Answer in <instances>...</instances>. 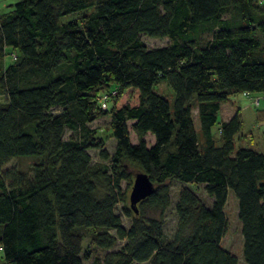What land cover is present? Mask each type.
Here are the masks:
<instances>
[{
	"label": "trees",
	"instance_id": "trees-1",
	"mask_svg": "<svg viewBox=\"0 0 264 264\" xmlns=\"http://www.w3.org/2000/svg\"><path fill=\"white\" fill-rule=\"evenodd\" d=\"M143 35L168 42L148 47ZM158 82L170 88L171 101L155 89ZM103 93L106 109L98 101ZM235 93L264 94V0L7 4L0 12V168L19 156L36 161L29 177L0 171L2 262L238 264L221 246L231 192L243 261L264 264V152L235 145L238 110L219 119L221 104ZM105 115L112 153L89 125ZM90 149L99 161L92 162ZM134 171L153 184L137 213L121 188L132 186ZM172 181L182 184L167 238L163 215ZM190 184H202L210 201ZM118 241L123 245L112 249Z\"/></svg>",
	"mask_w": 264,
	"mask_h": 264
},
{
	"label": "rangeland",
	"instance_id": "rangeland-1",
	"mask_svg": "<svg viewBox=\"0 0 264 264\" xmlns=\"http://www.w3.org/2000/svg\"><path fill=\"white\" fill-rule=\"evenodd\" d=\"M17 0H0V12H3L6 9V4L13 3ZM92 9L87 10V13H91ZM75 13L68 14L64 17H62L63 21H67L69 18H73ZM226 18V16H224ZM209 33L207 31H204L201 33L202 38L208 37ZM143 41L146 43L148 47H157V46H163L168 42V39L166 37L163 38H155V37H149L146 35L142 36ZM11 58L10 56L6 57V63L10 64ZM155 89L162 93L163 96L169 101L172 100V91L170 88L167 87V85L164 82H158L155 85ZM254 96L256 93H253ZM261 95V94H260ZM4 98L0 96V101H3ZM232 105L236 108H240V112L242 113V126L239 131V134H243V137L235 138V145L239 146H245L248 148H254L257 150H260L264 152V122L258 123L255 120L256 111L258 109L264 108V100H261L259 102V105L255 106L250 99L249 96L243 95V93H235L231 95L228 99L227 103L223 104V108L219 112V119H221L223 116H226L228 112H230V107ZM193 116L196 119L195 124L198 128V118H197V108L195 106V103H193V110H192ZM109 120L110 116L105 115L102 116L91 123L89 125L92 128H95L96 135L100 136L104 140L105 148L109 153L113 152L114 146H115V139L113 138L111 134V129L109 127ZM68 135V131H66L65 136ZM130 140L132 143H135L137 141L136 136L132 131H129ZM144 140L147 145H151L154 142V138L150 133H147L144 136ZM92 162L99 161L98 157V150L97 149H90L89 150ZM36 157L33 156H19L18 158H14L10 160L7 164H5L3 167L0 168V171L4 173L6 170H12V171H18L22 172L26 176H31V169L30 165L36 161ZM136 171L133 172V175ZM182 183L172 181V184L170 186V194L172 195V202L171 204L166 208L163 218H164V233L165 236L168 238L172 236L177 222V216L173 207V199L177 200V191ZM189 187H191L193 190L196 191L197 195L201 197L202 200L205 202H209V198L206 194V192L203 189L202 184H190ZM122 191H125L126 193V203L129 205L128 200V194L130 192L131 187L126 188L125 183H121ZM122 204L118 203L115 207V211L120 215L122 219V223L125 227H128L130 224V219L122 214L121 211ZM224 213L226 216V220L228 223L227 230L222 238L221 246L231 253H233L237 259L238 264H246L243 261L242 258V236L240 232V222L237 218V201L234 198L233 194L229 192V195L227 196V202L224 207ZM157 215V214H156ZM110 233H114L113 230H110ZM84 238H83V252H86V246L89 241V235L84 232ZM124 241H118L117 244L112 249H117L120 246H122ZM103 251L100 249H97V254L102 255ZM1 254V253H0ZM90 260H85L84 264H88ZM0 264H4L2 262V259L0 257ZM135 264H148V262H140Z\"/></svg>",
	"mask_w": 264,
	"mask_h": 264
},
{
	"label": "water",
	"instance_id": "water-1",
	"mask_svg": "<svg viewBox=\"0 0 264 264\" xmlns=\"http://www.w3.org/2000/svg\"><path fill=\"white\" fill-rule=\"evenodd\" d=\"M153 184L146 173L138 171L134 175L131 190L129 192L130 208L137 213V203L151 194Z\"/></svg>",
	"mask_w": 264,
	"mask_h": 264
},
{
	"label": "crops",
	"instance_id": "crops-1",
	"mask_svg": "<svg viewBox=\"0 0 264 264\" xmlns=\"http://www.w3.org/2000/svg\"><path fill=\"white\" fill-rule=\"evenodd\" d=\"M7 5V4H6ZM228 102V101H227ZM227 102H225V103H227ZM224 104V103H223ZM223 104H221V107H220V110L223 108L222 106H223ZM220 110H219V112H220ZM238 110V112H239V114L241 115V117H242V113L240 112V108H236L235 107V105L233 106L232 105V107H230V112H228V114L226 115V116H223L220 120L221 121H224V120H227V119H229L233 114H234V112L235 111H237ZM255 120L258 122V123H262V122H264V108H261V109H258L257 111H256V115H255ZM263 133H264V131H263ZM238 137H240V138H242L243 137V134L241 133V134H239L238 133V135H237ZM242 146V145H241ZM254 149V148H253ZM255 150H257V149H255ZM257 151H260V150H257ZM260 152H262V151H260ZM228 195H229V193H228ZM227 202V201H226ZM226 205V204H225ZM225 207V206H224Z\"/></svg>",
	"mask_w": 264,
	"mask_h": 264
},
{
	"label": "built area",
	"instance_id": "built-area-1",
	"mask_svg": "<svg viewBox=\"0 0 264 264\" xmlns=\"http://www.w3.org/2000/svg\"><path fill=\"white\" fill-rule=\"evenodd\" d=\"M112 93L114 94L115 92L113 91ZM108 99H109V95L106 93H103L101 94V96H99L98 101L102 109H106L108 107ZM263 99H264V94L251 97V100L254 105H258L260 100H263Z\"/></svg>",
	"mask_w": 264,
	"mask_h": 264
}]
</instances>
